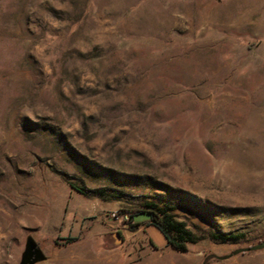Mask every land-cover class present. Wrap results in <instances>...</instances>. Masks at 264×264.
Wrapping results in <instances>:
<instances>
[{"label":"rangeland","instance_id":"374dc122","mask_svg":"<svg viewBox=\"0 0 264 264\" xmlns=\"http://www.w3.org/2000/svg\"><path fill=\"white\" fill-rule=\"evenodd\" d=\"M27 237L36 264H264L208 258L264 241V0H0V264Z\"/></svg>","mask_w":264,"mask_h":264},{"label":"trees","instance_id":"16d2710c","mask_svg":"<svg viewBox=\"0 0 264 264\" xmlns=\"http://www.w3.org/2000/svg\"><path fill=\"white\" fill-rule=\"evenodd\" d=\"M147 210L144 214L149 217V224L154 225L163 234L167 246L172 248L178 253L187 252L188 244L194 243L196 237L192 232H190L186 225L175 219L172 214L173 207L170 204H164L159 207L155 203H147ZM135 213H131L128 216V230L134 231L135 225H132ZM225 239H236V236H226Z\"/></svg>","mask_w":264,"mask_h":264},{"label":"water","instance_id":"95a60500","mask_svg":"<svg viewBox=\"0 0 264 264\" xmlns=\"http://www.w3.org/2000/svg\"><path fill=\"white\" fill-rule=\"evenodd\" d=\"M264 250V241L259 242L255 245L238 248L232 251L230 254L225 256H215L211 255L208 258H213L216 260H228L234 256L245 254V253H254L258 251ZM45 260V255L41 251V249L37 246V243L33 240L32 237H27L25 245H24V251L21 255V259L19 264H36L39 262H42ZM206 260L203 262L205 264Z\"/></svg>","mask_w":264,"mask_h":264},{"label":"crops","instance_id":"0c3cea01","mask_svg":"<svg viewBox=\"0 0 264 264\" xmlns=\"http://www.w3.org/2000/svg\"><path fill=\"white\" fill-rule=\"evenodd\" d=\"M165 244H166V246H167V243H166V240H165ZM170 248V247H169ZM171 250H173L172 248H170Z\"/></svg>","mask_w":264,"mask_h":264}]
</instances>
